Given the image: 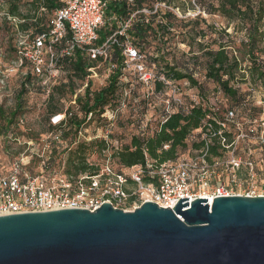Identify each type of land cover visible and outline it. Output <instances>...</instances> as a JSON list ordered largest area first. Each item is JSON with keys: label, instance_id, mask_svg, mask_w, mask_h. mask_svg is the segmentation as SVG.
Returning a JSON list of instances; mask_svg holds the SVG:
<instances>
[{"label": "built area", "instance_id": "obj_1", "mask_svg": "<svg viewBox=\"0 0 264 264\" xmlns=\"http://www.w3.org/2000/svg\"><path fill=\"white\" fill-rule=\"evenodd\" d=\"M62 1L64 5L50 13L42 1L39 3L36 15L49 13L47 33L35 35L31 30L19 32L17 38L19 66L25 59L29 60L34 74L41 79V94L45 97L41 105L48 107L47 129L31 135L26 115L18 117L17 126L25 133L13 132L10 139L24 148L10 160L7 171L0 172V215L66 208L95 211L105 202L124 211H133L147 201L173 209L181 198L187 197V201L192 202L203 197H213L214 201L219 196H264L261 178L264 176V114L255 116L256 108L245 112L247 101L226 106L223 112L209 109L200 127L191 132L186 154L161 161L145 151L143 163L130 167L117 164L113 156L122 147L118 141L112 142L117 139L111 129L123 121L127 108L138 109L142 122V108H153L155 113L159 111V123H164L176 112L186 114L194 106L205 107L204 99L198 97L188 105L182 85L164 77L161 79L165 87L157 89L150 85L156 72L147 69L145 55L130 44L124 49L121 68L118 63L109 61L111 46L118 42L117 33L124 34L131 20L98 43L99 30L106 22L108 0ZM9 20L15 24L26 22L17 16H9ZM68 29L71 37L65 46L57 49ZM76 50L86 53L94 63L68 99L58 97L61 103L50 102L53 87L65 73L60 60ZM128 68L134 69L138 78L147 84L143 96L134 94L131 88L117 86L106 104L94 107L92 99L81 100L88 89L93 98L94 93L108 87L116 70L120 72L119 79L124 80ZM71 123L79 127L72 128ZM66 133H70L73 144L65 142ZM96 139L107 143L100 151L102 161L95 163L87 159L88 165L95 166L96 170L68 172L72 147ZM194 144L197 147H193ZM164 148L168 149L169 145ZM235 188H245V192H235Z\"/></svg>", "mask_w": 264, "mask_h": 264}, {"label": "trees", "instance_id": "obj_2", "mask_svg": "<svg viewBox=\"0 0 264 264\" xmlns=\"http://www.w3.org/2000/svg\"><path fill=\"white\" fill-rule=\"evenodd\" d=\"M21 1L11 0L8 11L5 13L7 23L14 29L16 54L19 32L32 30L35 35L47 33L49 31V13L64 5L62 0H28L32 9L29 14H24L21 12ZM40 1L49 10V13L37 16L36 10ZM198 1L204 11L209 14L221 16L227 20L228 24L235 23V31L244 32V38L240 42H235L232 34L227 31V27L218 29L212 24H207V29L198 28L201 22L207 23L201 14L193 19H180L174 10H163L159 6L156 10L154 9L155 3H166L173 8H179L176 0H108L106 22L99 30L98 43L104 42L112 34L120 31L123 25L131 20L125 28L124 34L117 33L118 42L111 46L109 61L118 63L121 68L125 60L124 49L130 44L145 55L144 62L147 69L156 72V78L149 82L150 85H155L157 89L165 87L166 83L161 79L164 77L178 85H181L182 80H187L191 86L202 89V83L192 73L179 69L177 63H171L168 58V55L174 50V44H176L175 41L172 44L173 40L177 34H180L183 37L182 42H186L191 49L195 45L198 46L199 51L206 58V79L217 84L227 97L241 102L244 96L238 88L234 87L233 83L247 81L246 72L251 82L264 83V0ZM145 9L151 10L152 13L148 16L144 12ZM9 16L24 18L26 22L15 24L9 20ZM119 21L123 23L122 26L118 25ZM214 34L217 36L212 42L205 44L201 41V38L212 37ZM70 37L71 31L68 29L66 37L57 46V49L65 46L66 40ZM225 38L228 40L225 41ZM153 45L154 53L151 54L149 49ZM245 62L248 65L244 67ZM93 63V60L86 53L79 50H76L71 56L61 58L60 65L65 72L64 77L53 87L49 101L55 102L60 98L68 99L81 81L85 79L88 73L87 69ZM22 66L28 67V71L23 74L21 87L15 95L13 109L6 112L0 106V135L5 139H8V135L13 133L16 128H19L17 120L25 107L30 85L33 87L36 85V88L31 89H36L40 94L42 93L41 79L34 74L32 63L25 59ZM130 70L135 74V85L132 84L131 80H128V70L125 71L126 78L124 80L119 79L120 72L116 70L111 75L108 87L94 93L93 98L90 97L88 89L81 100L88 102L92 99L95 103L94 107H97L110 101V97L117 86L129 88L130 86L147 85L138 78L134 69ZM132 92L135 94L136 90L132 89ZM209 111V108L197 105L186 114L182 112L172 114L166 122L159 123L158 128L152 134H135L129 144L124 145L114 154L116 163L125 167L143 163L145 151L150 157L161 161L176 158L180 149L188 147L191 132L200 127L202 120L209 114ZM71 124L72 128L79 127L76 123ZM69 134L66 133L65 142L73 144V140L69 139ZM166 144L169 145L168 149L164 148ZM106 145L104 139L83 141L74 145L69 153L67 171L80 172L88 169L91 172L95 171V166H89L87 159L93 152L100 154ZM193 147H197V144H194Z\"/></svg>", "mask_w": 264, "mask_h": 264}, {"label": "water", "instance_id": "obj_3", "mask_svg": "<svg viewBox=\"0 0 264 264\" xmlns=\"http://www.w3.org/2000/svg\"><path fill=\"white\" fill-rule=\"evenodd\" d=\"M0 215V264H264V196Z\"/></svg>", "mask_w": 264, "mask_h": 264}, {"label": "rangeland", "instance_id": "obj_4", "mask_svg": "<svg viewBox=\"0 0 264 264\" xmlns=\"http://www.w3.org/2000/svg\"><path fill=\"white\" fill-rule=\"evenodd\" d=\"M10 2L11 0H0V106H2L6 112H9L11 109H13L15 105V95L21 87L23 74L28 71V67L19 66V60L17 58L16 51L14 50L16 43L14 29L9 23H7L5 19V13L8 11ZM176 3L179 8H173L166 3V5H162V3H155L154 9L156 10V8L159 6L163 10H174L180 19H193L201 14V16L206 19L207 23L201 22L198 28L207 29V24H212L218 29L227 27V31L232 34L233 40H235V42H240V40L245 36L244 32L235 31V23L228 24L227 20L221 16L212 15L204 11L198 0H176ZM20 5L22 13H30L32 8L30 7L28 0H22ZM144 12L148 16L152 13L149 9H145ZM118 25L122 26L123 23L119 21ZM216 36L217 35L214 34L212 37L208 36L205 39L201 38V41L205 44H208L212 42ZM182 38V35H176L172 43L174 44V41L176 42V44H174V50L171 51V53L168 55V58L171 63H177L179 69L192 73L195 78L202 83V89H200L198 87L191 86L187 80L181 81L184 92L187 94L188 105L193 104L194 99L198 100V97H203V103L205 107L211 110L220 109L221 112H223V109L226 106L239 103L237 100H232L231 98L227 97L217 84L206 79V58L202 55V52L199 51L198 46L195 45L194 48L191 49L186 42H182ZM226 40L228 39L225 38V41ZM153 44H155L154 41ZM214 47L217 46L214 45ZM153 50L154 45L151 49H149L151 54L154 53ZM246 65H248L247 62H245L244 67ZM246 74L248 79L247 81H236L233 83V85L234 87L238 88L241 94H243L244 97L241 101L248 102V105L243 108L244 111L248 112L250 108H256V110H258L256 112L258 113L255 114V116L260 117L262 114H264V83L251 82L247 72ZM134 75V72L128 68V80H131L132 84L135 85L136 81L134 80ZM29 88L30 90L26 96L27 101L21 114L26 115V124L31 128V131L28 133L38 134L47 129L46 109L48 107L41 105L45 99L43 94H40L38 91H36V89H31L36 88V85L34 87L30 85ZM129 88L136 90V93H140L141 96H143L145 94L144 91H146L145 86H130ZM56 102H60V100H57ZM138 112L139 110H135L134 107L127 108L124 111L123 121H121L120 124H114L111 129L112 134L114 135L115 139H117L112 140V142L118 141V144L123 147L124 145L131 142V139L135 134H152L158 128L159 121L157 115L159 111L155 113L153 108H148L146 110L145 107H143L142 119L144 122L139 119L141 114L139 115ZM13 132L14 134H19L22 132L25 133V131L19 128H16ZM11 135V133L8 135V139H5L0 135V172L7 171L10 160L15 158L17 155L16 153L21 152L24 148V145L21 146L17 141L10 139L12 138ZM11 142L12 145H10ZM187 151V149H180L178 151V155L186 154ZM102 158L103 156L98 152H93V154L89 157V159L95 163L102 161ZM113 164L117 166L116 163ZM261 178L264 180V176ZM236 189L237 188L234 190L235 192H245V188Z\"/></svg>", "mask_w": 264, "mask_h": 264}, {"label": "bare ground", "instance_id": "obj_5", "mask_svg": "<svg viewBox=\"0 0 264 264\" xmlns=\"http://www.w3.org/2000/svg\"><path fill=\"white\" fill-rule=\"evenodd\" d=\"M203 198H209V197H203ZM213 202V197H210V204Z\"/></svg>", "mask_w": 264, "mask_h": 264}]
</instances>
